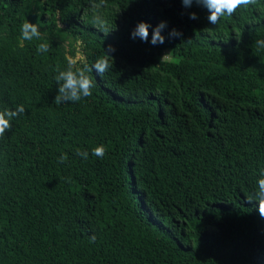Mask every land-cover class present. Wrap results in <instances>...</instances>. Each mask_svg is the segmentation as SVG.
I'll return each mask as SVG.
<instances>
[{
	"label": "trees",
	"instance_id": "1",
	"mask_svg": "<svg viewBox=\"0 0 264 264\" xmlns=\"http://www.w3.org/2000/svg\"><path fill=\"white\" fill-rule=\"evenodd\" d=\"M207 15L181 0H0V109L25 108L0 137V264H264V8ZM26 19L39 39H21ZM141 21L147 43L131 38ZM61 43L84 55L76 67L116 48L78 102H55Z\"/></svg>",
	"mask_w": 264,
	"mask_h": 264
},
{
	"label": "clouds",
	"instance_id": "2",
	"mask_svg": "<svg viewBox=\"0 0 264 264\" xmlns=\"http://www.w3.org/2000/svg\"><path fill=\"white\" fill-rule=\"evenodd\" d=\"M183 6L186 8L191 7L193 3L206 9L208 15L207 20L211 25H219L222 18L234 16L238 10H248L249 6L264 8L261 4V0H181ZM190 19H198V15L195 12L189 14ZM151 25L147 22H138L136 27L131 32V38L133 40L140 39L147 43L149 42V29ZM167 27L166 21H161L157 25L151 36V44L153 46L157 44H163L165 42V36L162 35V30ZM21 39L24 41H32L34 38H40V26L39 24L33 23L26 19L20 28ZM173 37H182V33L177 29H173L169 34ZM260 48H264V39L255 42ZM49 45L47 43H41L38 45V52H47ZM116 51V48L109 44L105 48L104 55L98 57L93 66L89 67L84 64L82 67H76L77 60L69 59L66 70H59L58 75L55 77L59 83L58 94L55 96V102L57 104L63 102H78L82 98L90 97L94 83L92 77L89 75L90 72L95 70L98 76H102L106 71L109 70L111 60L115 59L112 53ZM62 82V83H60ZM25 111L23 105H19L15 110L12 109H0V137H3L7 131L12 128V120L17 118L21 113ZM106 154V148L103 144L96 146L92 149V155L95 157L103 158ZM77 155L82 156L84 159L88 158L87 151H77ZM68 159L67 154H62L59 157V162L63 163ZM256 191L254 193V201L258 202V212L262 219H264V168H261L258 173V179L256 181ZM249 202L253 199L249 198ZM91 242H95L96 236L90 237Z\"/></svg>",
	"mask_w": 264,
	"mask_h": 264
},
{
	"label": "rangeland",
	"instance_id": "3",
	"mask_svg": "<svg viewBox=\"0 0 264 264\" xmlns=\"http://www.w3.org/2000/svg\"><path fill=\"white\" fill-rule=\"evenodd\" d=\"M61 47L63 48V50L66 52V54H67L71 59H75V60H77V59H80V58H84V55H83L81 52H78V53H77V57H76V58L71 57V55H70V51H69V50H70V47H69L68 44H63V43H61ZM164 56H165V57H168L167 52L164 53Z\"/></svg>",
	"mask_w": 264,
	"mask_h": 264
}]
</instances>
